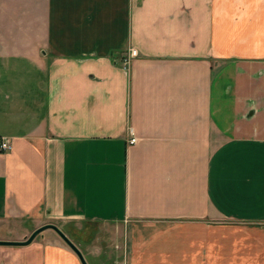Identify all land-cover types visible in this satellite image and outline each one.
<instances>
[{"label":"crops","instance_id":"obj_1","mask_svg":"<svg viewBox=\"0 0 264 264\" xmlns=\"http://www.w3.org/2000/svg\"><path fill=\"white\" fill-rule=\"evenodd\" d=\"M3 137L0 240L264 264V0H0ZM0 264L82 262L47 228Z\"/></svg>","mask_w":264,"mask_h":264},{"label":"water","instance_id":"obj_2","mask_svg":"<svg viewBox=\"0 0 264 264\" xmlns=\"http://www.w3.org/2000/svg\"><path fill=\"white\" fill-rule=\"evenodd\" d=\"M47 228H52L54 229L67 243L68 245L77 253L79 256L82 264H88L87 260L85 259L82 251L79 249V247L55 224L48 223L43 226H40L36 228L31 235L26 238L25 240H0V244L2 245H26L31 243L35 237L41 233L43 230Z\"/></svg>","mask_w":264,"mask_h":264},{"label":"rangeland","instance_id":"obj_3","mask_svg":"<svg viewBox=\"0 0 264 264\" xmlns=\"http://www.w3.org/2000/svg\"><path fill=\"white\" fill-rule=\"evenodd\" d=\"M129 54H130V57H128V58H126L125 60H124V67H129L130 66V59L131 58H135V57H137V50L135 49V48H131L130 50H129ZM10 117H12L11 115H10ZM84 228L83 229H85V228H87L88 230H98V229H100L99 228V226L96 224H91V223H85L84 224V226H83ZM83 229H81V231L83 230ZM49 231H51V232H53L52 230H49ZM263 260H264V251H263Z\"/></svg>","mask_w":264,"mask_h":264},{"label":"built area","instance_id":"obj_4","mask_svg":"<svg viewBox=\"0 0 264 264\" xmlns=\"http://www.w3.org/2000/svg\"><path fill=\"white\" fill-rule=\"evenodd\" d=\"M136 141H137L136 136H133L130 139L131 143H135ZM11 147H12V145H11L10 139L4 138V137L0 139V151H9L11 149Z\"/></svg>","mask_w":264,"mask_h":264}]
</instances>
